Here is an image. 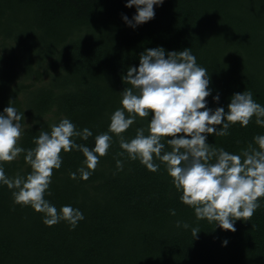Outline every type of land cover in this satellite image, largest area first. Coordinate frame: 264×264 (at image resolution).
Returning a JSON list of instances; mask_svg holds the SVG:
<instances>
[{"label": "trees", "instance_id": "1", "mask_svg": "<svg viewBox=\"0 0 264 264\" xmlns=\"http://www.w3.org/2000/svg\"><path fill=\"white\" fill-rule=\"evenodd\" d=\"M126 3L0 0V114L9 102L23 114L21 123L30 127L19 146L35 147L40 129L50 131L68 118L77 130L92 132L75 143L94 148L95 137L108 132L111 115L121 107L120 92L131 87L123 79L127 69L138 68L140 54L156 47L166 53L191 49L208 72V108L227 111L232 95L243 91L264 106V0H163L153 6L154 18L135 28L122 19L136 14ZM151 118L136 117L122 135L130 140L140 127L147 134ZM229 133L207 135L206 142L239 154L254 136L264 135V127L253 117L247 127L231 125ZM109 135L108 154L89 179L79 173L70 178L85 159L75 149L62 150L61 167L53 170L45 199L58 210L79 209L84 219L75 229L65 221L45 225L44 214L15 203V190L0 183V264H264V197L250 220H236L235 232L223 230L197 219L163 163L154 158L159 169L151 172L126 152L118 155L119 137ZM0 166L8 177L31 172L23 153ZM196 227L200 232L193 238Z\"/></svg>", "mask_w": 264, "mask_h": 264}, {"label": "clouds", "instance_id": "2", "mask_svg": "<svg viewBox=\"0 0 264 264\" xmlns=\"http://www.w3.org/2000/svg\"><path fill=\"white\" fill-rule=\"evenodd\" d=\"M163 0H127L125 7L136 8V14L125 23L135 28L154 18V5ZM131 87L121 94V107L110 117L108 132L95 137V146L90 149L77 144L75 137L87 140L92 136L88 128L77 130L74 123L63 118L51 125L50 131L40 129L34 138L35 147L19 146L25 126L23 114L11 106L0 114V163L12 162L22 153L31 172L26 176L17 174L8 177L0 166V183L12 192L15 203L31 206L37 213L44 214L43 223L54 226L61 221L75 229L84 219L83 213L71 205L59 210L45 195H50L49 186L54 169L62 164L61 152L73 149L84 156L83 164L70 178L87 180L95 171L99 159L108 154L113 133L119 137V146L129 160L139 159L151 172H157L159 160L166 166L175 187L182 192L184 204L194 208L198 220L215 222L221 229L235 232L236 220H250L260 207L258 198L264 197V135L253 137V143L232 154L223 148L207 143V135L224 137L229 135L231 125L239 123L247 127L253 117L255 123L264 127V106L257 103L251 91L235 93L227 105L208 108L206 97L210 95L209 76L204 67L197 64L191 49L165 52L162 47L147 49L139 56V67H129L123 77ZM219 101V94L213 97ZM127 113V115H126ZM152 113L147 134L143 127L137 128L135 137L128 140L122 133L136 121ZM216 126H220L217 129ZM183 134L179 135L178 134ZM170 151L166 150L164 138ZM256 145V146H253ZM124 162L116 161L117 170H123ZM175 215V210H171ZM181 227V222H176ZM183 228H189L184 223ZM200 232L192 228L193 238ZM225 239L222 245H227Z\"/></svg>", "mask_w": 264, "mask_h": 264}, {"label": "rangeland", "instance_id": "3", "mask_svg": "<svg viewBox=\"0 0 264 264\" xmlns=\"http://www.w3.org/2000/svg\"><path fill=\"white\" fill-rule=\"evenodd\" d=\"M40 83V82H39ZM51 113H47V115L49 116Z\"/></svg>", "mask_w": 264, "mask_h": 264}]
</instances>
